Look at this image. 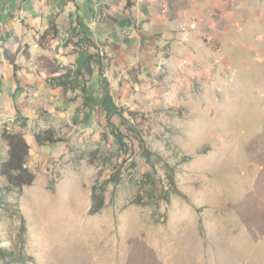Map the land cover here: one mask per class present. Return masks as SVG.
<instances>
[{
  "label": "rangeland",
  "instance_id": "1",
  "mask_svg": "<svg viewBox=\"0 0 264 264\" xmlns=\"http://www.w3.org/2000/svg\"><path fill=\"white\" fill-rule=\"evenodd\" d=\"M111 7L91 39L0 43V164L20 132L35 175L0 172V264H264V0ZM104 99L143 143L115 138ZM48 129L62 140L40 145Z\"/></svg>",
  "mask_w": 264,
  "mask_h": 264
},
{
  "label": "crops",
  "instance_id": "2",
  "mask_svg": "<svg viewBox=\"0 0 264 264\" xmlns=\"http://www.w3.org/2000/svg\"><path fill=\"white\" fill-rule=\"evenodd\" d=\"M118 2L125 8L126 0H0V43L19 37L25 45L30 34H34L40 41L38 45L41 47L42 38L48 37L50 31L59 32V30L62 33L77 34L79 31H85L89 34L86 35V39H91L89 31L94 30V26L99 25V22L109 24V19H112L111 5ZM121 13L123 14V10ZM130 23L129 19L124 26ZM54 47L59 51L63 49L56 44ZM12 57L14 56L9 55V60ZM3 59L6 61V57ZM46 59L49 58L45 57L44 60ZM4 66L7 68V75L4 78L6 82L14 80L16 77L11 60ZM21 70L23 68L17 71V77H20Z\"/></svg>",
  "mask_w": 264,
  "mask_h": 264
},
{
  "label": "trees",
  "instance_id": "3",
  "mask_svg": "<svg viewBox=\"0 0 264 264\" xmlns=\"http://www.w3.org/2000/svg\"><path fill=\"white\" fill-rule=\"evenodd\" d=\"M136 2L137 0H126V6L128 8H131L136 5ZM10 60L14 67V75L17 78V71L22 67H19V65L16 63L15 57H12ZM45 62H47V64L50 66L51 71L57 70L56 67H53L52 61L46 59ZM80 72L81 71L77 69L74 72V78L67 81L64 79L63 83H59V86H62L61 91H67L69 88L75 89L79 87L80 85L78 84V80L75 79L80 78ZM63 84H66V86H64ZM80 88L87 90V87L85 85H81ZM64 98H66L65 95ZM102 104L104 105V109L106 110L109 123L111 124L112 132L118 141L124 143L123 137L132 134L137 140L143 143V128L140 125V121H138V115L136 112L125 111L121 108H117L114 103H111L107 99H104L102 101ZM115 115H118L120 119L124 121V123L116 125L111 119ZM121 125H125L126 127L121 129ZM3 138L7 141L9 149L7 158L0 164V172L2 176L6 177L9 186L17 187L21 190L24 186L31 185L35 179L34 173H32L28 169L26 164L30 146L24 135L20 132H5ZM34 138L40 145L52 144L62 140L59 136L55 135V131L50 129L36 133L34 135ZM8 254L10 256L13 255L12 251H10Z\"/></svg>",
  "mask_w": 264,
  "mask_h": 264
}]
</instances>
